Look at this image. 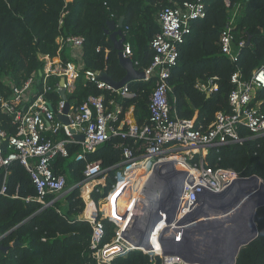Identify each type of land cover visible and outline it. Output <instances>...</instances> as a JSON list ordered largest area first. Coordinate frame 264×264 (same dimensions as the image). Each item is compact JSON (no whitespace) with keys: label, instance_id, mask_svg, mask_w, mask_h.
<instances>
[{"label":"trees","instance_id":"trees-1","mask_svg":"<svg viewBox=\"0 0 264 264\" xmlns=\"http://www.w3.org/2000/svg\"><path fill=\"white\" fill-rule=\"evenodd\" d=\"M184 1L187 0H0L1 95L10 96L13 86L21 85L33 74L40 77L45 55H60L65 61L72 60V49L58 42L61 36L84 37V70L108 72L115 81H121L126 70L106 33L108 21L118 22L124 17L126 42L132 46L133 60L143 69L153 60L150 43L160 30V10ZM205 5L206 16L195 21L191 34L179 48L178 63L171 71L169 99L181 117L195 118L197 125L207 128L217 112L231 109L229 95L235 88L231 82L232 73L240 68L244 78H249L264 62V0H229V5L226 0H205ZM238 6L236 41L250 39V44L241 48L238 62L233 63L221 51L220 35L231 11ZM210 81L218 86L210 94L197 86ZM128 85L137 96L122 103L125 108L134 103L136 119L144 123L149 115L148 100L155 81L134 79ZM100 94H105L107 100L122 101L116 94L99 89L82 73L68 100L78 104L91 95ZM48 98L55 107L61 99L57 91H50ZM257 98L264 100V88L257 92ZM0 119L4 127L15 132L10 117L0 115ZM242 134L248 136L249 132L243 130ZM129 143L132 140L113 136L88 154V162H100L107 175L106 185H99L98 190L93 191L92 198L97 203L112 189L116 167L123 160L122 145ZM80 155V146L71 145L68 157L54 160V171L65 174L67 181L63 193L46 197L47 201H53L47 207L34 198L27 200L36 196L37 191L26 167L19 161L10 165L5 193L0 194V264H84L91 261L92 226L81 217L85 210L81 186L86 180L87 161ZM206 162L213 168L233 169L242 177L256 174L264 180V137H248L243 143H233L219 151L212 149ZM149 184L152 185L150 181ZM127 185V182L119 184L121 197L127 194L128 191L122 190ZM135 186L136 183L132 190ZM112 207L123 225L125 216L132 213L130 206L117 203ZM145 207L150 209L152 204ZM255 221L259 235L241 249L236 264H264V206L258 209ZM104 223L105 244L116 236L117 226L108 218H104ZM160 229L159 226L151 236L157 248H160L157 241ZM16 240L20 244L13 247ZM113 264H162V260L133 249L116 257Z\"/></svg>","mask_w":264,"mask_h":264},{"label":"built area","instance_id":"built-area-1","mask_svg":"<svg viewBox=\"0 0 264 264\" xmlns=\"http://www.w3.org/2000/svg\"><path fill=\"white\" fill-rule=\"evenodd\" d=\"M226 1L229 5V0ZM238 9L239 6L231 11L220 35L221 51L233 63L238 62L240 50L247 44L244 38L236 41L235 21ZM205 16V0H187L162 8L158 14L160 30L150 43L154 52L153 60L143 69L139 67L138 61L133 60L132 46L125 41L123 56L131 58L134 66L144 72L142 80L155 81L148 100L149 115L141 124L127 119L129 110H135L134 103L125 108L123 103H116L115 98L107 100L105 94L91 95L78 104L70 103V110L65 114L68 124L59 120L58 114L64 113L69 101L61 98L60 91L65 89L67 97L73 94L82 73L99 89L121 97L122 102L137 96V92L128 84L117 89L100 79L103 71L84 70L83 36L59 37L61 46L66 44L72 49L73 59L65 61L60 55L43 56L44 65L39 71L40 77L33 74L21 85L13 86L10 96L0 97V115L10 117V125L15 127V132L11 133L0 119V194L5 193L10 165L19 161L30 172L37 191L36 196L28 197L27 200L34 198L42 203L43 207H47L53 201H47L46 197L50 194H61L66 187V175L56 173L53 169V162L57 157H68L70 146L79 145L80 158L87 161L84 172L86 180L83 183H93L97 178L106 175L100 162H88V154L113 136H120L132 140V143L122 145L123 160L116 167V181L112 185L116 189L112 193L119 199L122 195H118V186L132 173L146 174L142 193L146 189L147 181L154 180L155 168L165 163H176L177 166L183 164L185 177L179 205L173 221L163 226H169L172 232L181 234L187 227L181 221L193 210L199 192L204 189L222 191L234 179L241 177L233 169L209 166L206 161L210 150L219 151L227 145L243 143L248 137H264V100L257 98V92L264 88V62L252 71L249 78H244L240 68L232 73L231 82L235 88L229 95L231 109L217 112L214 121L207 128L197 125L195 118L181 117L170 102V77L173 67L178 63L179 48L191 34L195 21ZM61 78H65L63 86ZM54 80L56 83L53 84ZM197 86L208 94L218 87L212 81L209 84L199 83ZM50 91H57L60 95L61 99L56 107L48 98ZM243 130H248L249 135L244 136ZM80 135L84 137L83 140L77 138ZM135 177L128 179V185L122 188L123 191H126L132 180H136L138 176ZM93 205L89 212L84 211L82 215L92 226V259L84 264H113L116 257L133 249L142 250L152 259L159 257L162 264H196L187 262L178 255L165 254L159 234L157 241L160 248L155 247L152 242L151 249L134 244L124 237L128 223L121 227L118 218L107 214L95 203ZM139 213L143 216L147 213V208L142 207ZM161 216L162 221L166 222V212L161 211ZM104 218L113 221L117 226L116 236L105 244ZM130 235L133 236L131 233Z\"/></svg>","mask_w":264,"mask_h":264},{"label":"water","instance_id":"water-1","mask_svg":"<svg viewBox=\"0 0 264 264\" xmlns=\"http://www.w3.org/2000/svg\"><path fill=\"white\" fill-rule=\"evenodd\" d=\"M107 25L106 33L113 41L114 49L118 52L120 64L125 68L126 75L121 81H115L108 72H102L100 79L119 89L131 80L142 79L144 72L134 66L131 58L123 56L126 41L124 17L122 16L118 22L109 20ZM247 44H250V39ZM60 82L63 86L65 78H61ZM60 95L62 99L68 100L65 89H61ZM51 108L53 109L52 105ZM69 110L70 102L68 101L64 113L58 114L59 120L66 124L68 120L65 114ZM77 138L84 139L82 135ZM154 173V180L159 188L170 189V203L165 204V197L160 194L159 199L162 200L158 206L155 209H147V213L143 216L139 213L142 210L140 204L124 233L126 239L147 249L153 248L151 236L162 221L161 211L167 214L165 222L167 225L173 221L185 177V172L179 169L176 163H165L155 168ZM263 206L264 180L256 174L238 177L219 192L204 189L198 193L193 210L181 221L187 225L184 231L177 234L172 232L169 226H165L159 232L161 245L165 254L178 255L190 263L236 264L241 249L259 235L255 218L258 209ZM226 215H230V219H224ZM18 244L20 243L16 240L12 246Z\"/></svg>","mask_w":264,"mask_h":264},{"label":"bare ground","instance_id":"bare-ground-1","mask_svg":"<svg viewBox=\"0 0 264 264\" xmlns=\"http://www.w3.org/2000/svg\"><path fill=\"white\" fill-rule=\"evenodd\" d=\"M181 165L179 164L178 168L181 169V170H184L185 168H183L184 167L183 164H181ZM141 173H143L142 174L143 178H144L143 180H141V176L136 175V172L132 173L129 177H127V179H129V178H133L135 176L136 177L138 176L134 183H137V182L141 183L140 188H137V189L133 190L131 192V194L129 195V197H134V198H136V200H138L135 203H134V201H132L131 202L132 205L135 206L137 203H141L140 202L141 200H146L147 202L145 204H149V195L150 194L153 195L152 207L150 209H155L158 206V203L161 202V200H162V199H159L161 197V195L165 197L164 198V203L168 205L170 203L169 201L171 200L170 199V194H169L170 193V189H168V187H165L164 189L163 188L162 189L159 188V186H158V184H157V182L155 180H152V179L149 180L152 183L151 186L149 184V181H147V184H146V187H145L146 188V192L145 193L144 192L141 193V189H142L143 184L145 183V179H146V174H144V172H141ZM90 190H91V185H89V188L86 191L89 192ZM118 195H121L120 190H118ZM111 203L107 204L105 206V208H107V210H108L110 215H112L114 218H118V213H116L115 211H112L110 209ZM146 208L149 209L148 207H146ZM223 218L228 220V219H230V215H226ZM118 220H119V218H118ZM119 222H120V220H119ZM164 224H165L164 221L160 222L159 226L161 227V229L163 228ZM161 229H160V231H161Z\"/></svg>","mask_w":264,"mask_h":264},{"label":"crops","instance_id":"crops-1","mask_svg":"<svg viewBox=\"0 0 264 264\" xmlns=\"http://www.w3.org/2000/svg\"><path fill=\"white\" fill-rule=\"evenodd\" d=\"M116 101V103L118 102V103H120V104H122V101H117V99L115 100ZM133 104V103H132ZM131 105V104H130ZM130 105H128V106H130ZM127 106V107H128ZM126 107V108H127ZM134 109H135V107H134ZM127 119L128 120H131V121H137V119H136V116H135V110H133V111H131L130 112V110H129V112L127 113ZM143 173H141V174H139V176H141V180H143L144 178H143V175H142ZM100 179H102V180H105V181H107V175H106V177H104V176H101V177H99V178H97L93 183H94V185H93V183H88V184H82V186H81V195H82V197H83V199H84V202H85V210L84 211H90L93 207H94V203L97 205V202L92 198V194H93V191L95 190V189H97L98 190V186H99V184L101 185V181H100ZM127 182V184H128V182H129V180L128 179H125L124 181H122V182H124V183H126ZM133 182H135V179L134 180H132V183H131V185H130V187H128V192H130V194H131V192L133 191V190H135V189H137V188H140V186H141V183H139V182H137L136 184H137V186H135V188L132 190V187H133V185L135 184H133ZM150 183H151V181H150ZM89 185H91V190L89 191V192H87L86 190L89 188ZM131 190V191H130ZM84 191V192H83ZM112 191V189L110 190V192ZM108 193V195L105 197L106 198V200L107 201H109V202H112L111 203V205H110V209L113 211V205L114 204H117V203H125L126 205H129V206H132L134 209H135V211H136V209H137V207L139 208V206H140V204H141V206L142 205H144V206H150L151 204H152V201H153V196H151V194L149 195V204H145L147 201L146 200H141L140 202L141 203H137L135 206H133L132 205V201H134V203L135 202H137L138 200H136V198H134V197H121L118 201H117V203H116V201H115V203H114V201H110V196L109 195H111V196H113V193ZM87 193V194H86ZM104 198V199H105ZM109 202H108V204H109ZM144 203V204H143ZM105 204H107V203H105ZM88 206H89V208H88ZM105 206L106 205H104V207H103V209H104V211L107 213V214H109V212H108V210H107V208H105ZM120 209V208H119ZM84 213V212H83ZM83 213L81 214V217H82V215H83ZM132 214V213H131ZM110 215V214H109ZM121 227H123V225H121Z\"/></svg>","mask_w":264,"mask_h":264},{"label":"rangeland","instance_id":"rangeland-1","mask_svg":"<svg viewBox=\"0 0 264 264\" xmlns=\"http://www.w3.org/2000/svg\"><path fill=\"white\" fill-rule=\"evenodd\" d=\"M100 181H101V186L102 187H104L105 185H106V181L105 180H102V179H100ZM100 185V184H99ZM101 187V188H102ZM116 189V188H115ZM115 189H114V187H112V191L110 192V193H112V192H114L115 191ZM102 190H103V188H102ZM126 191H128V189L126 190ZM131 191V190H130ZM82 192V191H81ZM84 192V191H83ZM129 195H130V192H127V194L124 196L125 198L128 196L129 197ZM110 196V201H114V203H115V201H116V203H117V201L119 200V198H117V196L115 195V194H113V196H111V195H109ZM118 199V200H117ZM108 202L109 201H107L106 200V198L105 199H101L98 203H97V207L98 208H100V209H103V207H104V205H107L108 204ZM105 203H107V204H105ZM109 203H111V202H109ZM125 203H119V205H124ZM130 210L132 211V214L130 215H128V216H125V218H124V220H123V227H125V225L128 223V222H130V218H131V216L132 215H134V213L136 212L135 211V209L132 207V206H130ZM138 208V207H137ZM125 210H126V213H129L130 212V210H128V208L127 207H125L124 208ZM137 210V209H136ZM113 211H115V209L113 208ZM122 211V210H121ZM120 223V222H119ZM159 233V232H158Z\"/></svg>","mask_w":264,"mask_h":264}]
</instances>
